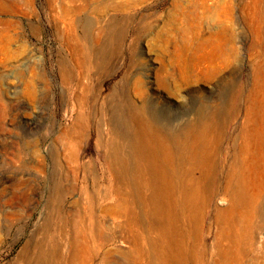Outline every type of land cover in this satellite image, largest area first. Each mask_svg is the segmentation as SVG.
Wrapping results in <instances>:
<instances>
[{"label": "rangeland", "instance_id": "374dc122", "mask_svg": "<svg viewBox=\"0 0 264 264\" xmlns=\"http://www.w3.org/2000/svg\"><path fill=\"white\" fill-rule=\"evenodd\" d=\"M82 3L0 0V264H23L36 242L60 246L69 264L74 225L89 249L81 264H137L133 246L118 242L128 233L119 220L100 217L114 182L104 162L117 138L114 110L151 105L179 128L204 107L234 105L213 156L228 166L246 97L256 93L264 33L251 19L252 0H86L81 11ZM217 206L228 203L207 212L208 264ZM256 252L246 264H264V248Z\"/></svg>", "mask_w": 264, "mask_h": 264}, {"label": "bare ground", "instance_id": "6f19581e", "mask_svg": "<svg viewBox=\"0 0 264 264\" xmlns=\"http://www.w3.org/2000/svg\"><path fill=\"white\" fill-rule=\"evenodd\" d=\"M82 1L81 11L86 3ZM252 3L251 19L264 33L260 8L264 0ZM254 86L256 93L246 97L232 152L224 158L228 166L216 164L213 156L220 128L229 126L234 105L209 112L204 107L195 122L179 128L172 121L161 122L151 105L137 113L126 111L124 105L118 108L120 115L117 110L112 113L116 116L111 120L112 133L117 138L105 145L104 162L114 182L104 198L111 204L101 208L100 217L119 220L117 227L128 233L119 235L118 242L133 246L137 264H208L203 226L216 202L228 206L215 209L219 230L215 252L211 251L215 264H246V258L255 259L256 251L264 248V67L257 69ZM224 111L225 122L218 126L215 119ZM90 199L95 208L93 196ZM98 223L102 227V221ZM73 229L77 236L69 264H81V251L86 255L89 249H81V227ZM35 246L25 248L23 264H61L60 246L52 252L42 243Z\"/></svg>", "mask_w": 264, "mask_h": 264}]
</instances>
